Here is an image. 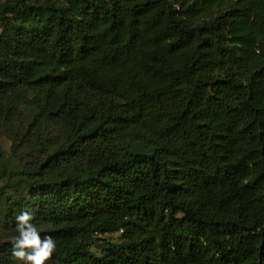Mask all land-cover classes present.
Returning <instances> with one entry per match:
<instances>
[{
	"label": "trees",
	"instance_id": "1",
	"mask_svg": "<svg viewBox=\"0 0 264 264\" xmlns=\"http://www.w3.org/2000/svg\"><path fill=\"white\" fill-rule=\"evenodd\" d=\"M257 10L256 0L0 2V100L33 90L67 124L58 149L0 189V227L16 236V216L31 212L57 244L46 264H264ZM11 240L0 264H23Z\"/></svg>",
	"mask_w": 264,
	"mask_h": 264
},
{
	"label": "rangeland",
	"instance_id": "2",
	"mask_svg": "<svg viewBox=\"0 0 264 264\" xmlns=\"http://www.w3.org/2000/svg\"><path fill=\"white\" fill-rule=\"evenodd\" d=\"M5 0H0L4 2ZM257 16L264 18V0H256ZM67 124L56 114H48L37 92L24 89L0 100V189L18 182L25 167L41 161L45 152L58 149L66 139ZM129 149L122 145L121 152ZM14 236L9 228L0 227V242ZM100 241L92 249L100 253Z\"/></svg>",
	"mask_w": 264,
	"mask_h": 264
},
{
	"label": "clouds",
	"instance_id": "3",
	"mask_svg": "<svg viewBox=\"0 0 264 264\" xmlns=\"http://www.w3.org/2000/svg\"><path fill=\"white\" fill-rule=\"evenodd\" d=\"M15 219L18 235L12 237L11 255L23 264H46L57 250L55 239L51 235L41 237L31 212L24 211Z\"/></svg>",
	"mask_w": 264,
	"mask_h": 264
}]
</instances>
